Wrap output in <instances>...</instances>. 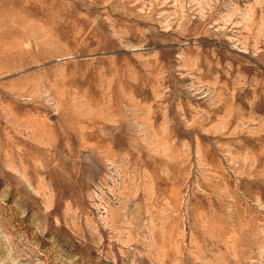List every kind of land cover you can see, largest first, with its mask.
<instances>
[{
  "label": "rangeland",
  "instance_id": "rangeland-1",
  "mask_svg": "<svg viewBox=\"0 0 264 264\" xmlns=\"http://www.w3.org/2000/svg\"><path fill=\"white\" fill-rule=\"evenodd\" d=\"M0 264H264V0H0Z\"/></svg>",
  "mask_w": 264,
  "mask_h": 264
}]
</instances>
